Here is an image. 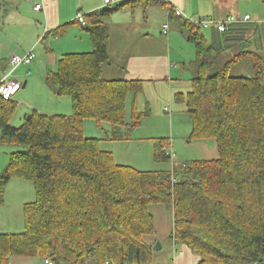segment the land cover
I'll return each mask as SVG.
<instances>
[{
  "label": "trees",
  "instance_id": "16d2710c",
  "mask_svg": "<svg viewBox=\"0 0 264 264\" xmlns=\"http://www.w3.org/2000/svg\"><path fill=\"white\" fill-rule=\"evenodd\" d=\"M154 4L165 6L160 0H128L84 16L92 50L62 55L44 78L56 96L70 99L71 115L33 112L15 128V95L0 98V145L16 149L0 174V205L11 179L30 182L35 194L23 206V231L0 234V264L14 258L154 264L145 242L154 233L150 205L172 208L170 239L195 254L198 264H264V59L248 51L247 30L256 29L250 23L213 32L208 40L205 29L176 16L195 61L191 90L175 100L191 121L190 140H213L217 158L142 172L116 164L100 140L83 134L84 122L91 120L111 125V140H128L149 116L133 107L126 121L127 99L142 92L140 81L103 78L109 62L104 19L125 7ZM71 24L53 34L63 36ZM236 45L239 52L227 60L225 53ZM240 60H248L249 70L235 76L232 66ZM167 144L154 139L156 164L170 162L162 151Z\"/></svg>",
  "mask_w": 264,
  "mask_h": 264
},
{
  "label": "crops",
  "instance_id": "0c3cea01",
  "mask_svg": "<svg viewBox=\"0 0 264 264\" xmlns=\"http://www.w3.org/2000/svg\"><path fill=\"white\" fill-rule=\"evenodd\" d=\"M115 1V5H118L128 0ZM160 1H162L165 6L154 4L146 6L145 8L138 7L133 10L129 7L123 8V10H131L132 18L141 15L142 18H146L149 23L155 19L157 20V25H160L157 30L160 37H158V33L156 34V32H154V36L145 35L148 39L145 38L144 40L152 47H159V51L150 50L147 53L129 55L121 78L109 79L140 81L142 83V92L135 98L131 97L129 114L131 116L132 109L135 107L137 112L148 110L149 116L131 131L128 140L122 141L111 140L114 130L112 126L107 123H102L101 125L94 123L95 125H92L88 120L83 124L84 136L85 133H90L85 137L100 140V149L111 153L116 164L129 166L131 168V164L128 165L124 163L125 159H130L134 163H139V158L143 157H131L130 155L132 153L127 152L129 146L132 145L133 142L137 143L148 140L144 157L146 158L145 160L149 162L152 160L153 156L154 139H166L171 146L173 143L177 144L178 140H184L185 144L188 145L190 144L189 141H192L190 140L192 131L191 121L186 114L185 105L177 102L175 100V95H185L191 90L195 50L194 46L187 40L179 26V21L181 20L177 19L176 16L169 17V10H179L183 14L184 19L187 18L193 21L198 19L219 21L225 19L229 15L240 16L241 14L238 1L236 0ZM35 5H41L42 8L38 11H34ZM103 9H105L104 0H0V80L9 72V62L12 56L23 57L29 51L35 53L42 41L48 39L50 42L49 47H45L44 53L37 51V53L34 54L33 61L29 65L17 67L9 77V80L17 81L21 84L20 90L22 92L19 90L14 96L17 109L18 105L23 108L25 107L24 112H20L18 117H16L20 123H24L27 115L33 112L49 116H69L72 114L70 99L56 96L54 91L45 84L44 78L47 72L56 69L57 62L62 55L78 53L75 51L87 53L92 50L88 34L82 29L83 25L78 23L75 18L78 14L85 16ZM245 15L247 14L243 16ZM253 15L255 17L253 20L254 23L250 25L254 26L256 29L246 36L248 40L247 46L249 49L248 51L260 54V52L263 53L264 44L262 43L263 38L259 37L261 29L259 26L264 25V18L258 13L257 15ZM251 21L250 17V22ZM104 22L109 29L106 18ZM69 23H73L70 26L71 28L69 27L68 29L70 34L73 32L71 38H66L69 32L60 37L53 34L56 29ZM115 23H118L117 19ZM165 25H167V29L164 28ZM120 29V32H122L123 28ZM124 31L128 30L124 29ZM213 32L216 31L210 29L209 39H211V34ZM40 34L42 35L40 36ZM231 51L232 49H228L225 55H229ZM21 67L22 70L14 76L16 70ZM29 93L33 94L34 101L31 100ZM140 98L143 99L140 101ZM158 98L162 99L163 102L160 106L158 115L154 118L153 115L155 116V112L152 107V99ZM133 102L134 105L132 104ZM140 107H143V110H140ZM13 118L12 116L11 120ZM126 121L128 122L129 119ZM103 124H106L105 127H103ZM124 129L125 128L122 127L121 132H124ZM99 130H101L100 133ZM142 130L151 133L164 130L165 134L164 136H160L163 134H157L159 136H154L155 134L142 136V134L145 133ZM185 139L189 140L186 141ZM193 142L200 143L204 141ZM122 146H124V150H122ZM206 147L209 146L206 145ZM8 148L9 147L0 145V174L4 171L8 164L10 154L14 151ZM115 155H118V158H120L119 161L116 160ZM176 163L177 162H175V166H180ZM24 182L26 181L11 179L6 185L4 201L0 205V234H3L1 231L15 229L13 224H19V221L18 223L16 222L17 219H19V214L17 211L9 208L7 198L10 197L11 194L13 200L22 197L24 188L28 186L27 183ZM27 203L28 202H20L18 206H21L23 210L24 204ZM3 208L6 209V213L2 210ZM149 212L154 220V233L146 237L145 242L151 247L156 243H159L161 246L159 251H152L153 263L198 264V257L195 254L186 246L176 245L170 239L173 233L172 208L163 205H150ZM20 224L23 225L21 221ZM30 260L32 259L14 258L11 259L10 264H28L27 262Z\"/></svg>",
  "mask_w": 264,
  "mask_h": 264
},
{
  "label": "rangeland",
  "instance_id": "374dc122",
  "mask_svg": "<svg viewBox=\"0 0 264 264\" xmlns=\"http://www.w3.org/2000/svg\"><path fill=\"white\" fill-rule=\"evenodd\" d=\"M238 1V5H239V10L241 12L240 16L243 17L244 14H247L249 17H251V22L250 24L254 23V15L257 13L262 16V18H264V0H236ZM129 9V8H128ZM136 9V8H135ZM116 19L118 20V23H115ZM155 19V18H153ZM107 23L109 24V39H108V57H109V62L104 65L103 67V78L104 79H115L117 77L122 76L123 74V69L125 68V64H126V60L127 57L129 55L132 54H136V53H147L148 51H159V47L155 46L152 47L149 45V43L144 40L145 38H147L145 35H150V36H154V32H156V34L158 33L157 30L159 28L160 25H157V20H153V21H149L145 18L143 19L141 15L136 16L135 18H132L131 16V10H123L118 12L117 14L111 16L110 18H106ZM71 28V27H70ZM120 28H123L122 32H120ZM253 28V27H251ZM249 28V29H251ZM69 29V28H68ZM73 29V28H72ZM124 29L128 30V31H124ZM74 30L76 31V29L74 28ZM73 31V30H72ZM69 31L67 30L65 32V35L68 33ZM251 31L247 30V34L246 36L249 35ZM124 33V34H121ZM202 34L209 40V35H210V29L208 30H203ZM42 34H40L41 36ZM87 35V34H85ZM158 37H160L159 33L157 34ZM64 36V35H63ZM73 36V32L70 34H68V36L66 38H71ZM263 38L262 43L264 44V30L260 29V36ZM148 39V38H147ZM46 41H42L40 43V45L38 46L37 50L35 51V53H37V51L40 52H45V47H49L50 42L48 39H45ZM239 45H236L232 48L231 53H229V55H225V58L231 59L237 52H239ZM78 53H84V52H80V51H75ZM34 53V54H35ZM261 56L264 59V50L263 53H261ZM263 54V55H262ZM110 65V66H109ZM248 68V69H247ZM20 70H22V67L19 68L18 70H16V72L14 73V76L17 75ZM247 70H249V62L248 60H240V61H236L233 66H232V74H234L235 76H239V74H243L246 73ZM20 92H22L20 90ZM29 96L31 98L32 101H34V97L33 94L29 93ZM132 96H129L127 99V103H126V120H130L129 117V110H130V100ZM68 98V97H67ZM15 99V97H13V100ZM143 98H140V101ZM163 100L162 99H152V104H153V110L155 112V116L153 115L154 118H156V115H158L159 113V109L160 106L162 104ZM20 105H18V109L16 110L17 112L13 115V119L11 120V126L18 128L21 126L20 121L17 120L16 117H18V114L20 112H24L25 107H20ZM140 110H143V107H140ZM31 115V114H30ZM30 115H27V117H29ZM23 116V115H22ZM26 117V118H27ZM152 117V118H153ZM151 118V119H152ZM153 118V119H154ZM92 125H95L94 121L89 120ZM89 122V123H90ZM153 122V121H152ZM102 124V123H101ZM100 124V125H101ZM106 124H103V127H105ZM101 130H99L100 133ZM145 133L142 134V136H147V134H155L154 136H159L157 134H163L160 136H164V130L161 131H157L156 133H151L149 131L146 130H142ZM87 134L90 133H85V136H88ZM90 136V135H89ZM186 141H188L187 139H185ZM147 141H143V142H133L132 145L129 146L128 151L129 153H132L130 156H143L141 158H139L140 162L139 163H134L132 162L130 159H125L124 163L128 164L130 166H132L133 169L137 170V171H152V170H165V171H171L173 165L175 164V162H177V165H181L184 164L186 162H190V161H195V160H211V159H215L217 158L218 154H217V149H216V145L214 143L213 140H209V141H204V142H193V141H189L190 144H185L184 140H178L177 144L173 143L172 147L175 153V160L173 159L172 161H170L167 164H156L153 161V156H152V160L147 162L144 157V152H145V147H146V143ZM153 142V141H152ZM206 145H208L209 147H206ZM105 147V146H103ZM138 147V149H137ZM6 149V148H5ZM8 149H12V150H16L14 147H9ZM177 149V150H176ZM122 150H124V146H122ZM115 158L117 161L120 160V158H118V155H115ZM27 183V187L24 188V192H23V196L20 197L19 199H12V194L10 195V197L7 198V202L9 205V208L11 210L17 211L19 214V219H17V223L19 221V224H13V227L15 229H10L9 231H1V233L3 234H10V233H20L23 231V225L20 224L23 223L24 218H23V211H22V207L18 206V204L20 202H33L35 200V194H34V188L33 185L30 182H24ZM27 191V192H26ZM19 196V193H18ZM5 213H6V209L3 208L2 209ZM11 222V221H10ZM28 264H44V260H40L38 258L36 259H32L29 262H27Z\"/></svg>",
  "mask_w": 264,
  "mask_h": 264
},
{
  "label": "built area",
  "instance_id": "2783aa9c",
  "mask_svg": "<svg viewBox=\"0 0 264 264\" xmlns=\"http://www.w3.org/2000/svg\"><path fill=\"white\" fill-rule=\"evenodd\" d=\"M115 0H104V7L111 8L115 6ZM42 8L41 5H35L34 11H38ZM174 15L178 17H183V14L179 10H173ZM184 18V17H183ZM189 22L199 26L201 29H214L218 33H225L229 27L237 24H245L250 23V17L245 15L243 17L229 15L223 20L215 21V20H207V19H198V20H190L185 18ZM75 20L81 25L85 24L84 15L78 14ZM167 29V25L164 26ZM34 59L33 51H29L25 56H12L9 62V72L2 77L0 80V98L4 100L11 99L16 93L20 90L21 84L17 81L9 80L11 73L21 65H29ZM162 151L166 153V155L170 158V161L175 160V153L173 147L170 143L162 148ZM175 164L173 165V167ZM172 167V168H173ZM172 184L176 183V179L174 177L171 178ZM44 264H53L49 259L44 260Z\"/></svg>",
  "mask_w": 264,
  "mask_h": 264
},
{
  "label": "water",
  "instance_id": "95a60500",
  "mask_svg": "<svg viewBox=\"0 0 264 264\" xmlns=\"http://www.w3.org/2000/svg\"><path fill=\"white\" fill-rule=\"evenodd\" d=\"M26 120H29V117L26 118ZM161 249V246L159 243H156L153 247H152V251L153 252H157Z\"/></svg>",
  "mask_w": 264,
  "mask_h": 264
}]
</instances>
